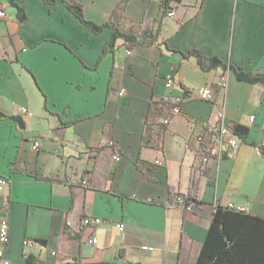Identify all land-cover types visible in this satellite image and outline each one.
<instances>
[{
  "label": "crops",
  "instance_id": "0c3cea01",
  "mask_svg": "<svg viewBox=\"0 0 264 264\" xmlns=\"http://www.w3.org/2000/svg\"><path fill=\"white\" fill-rule=\"evenodd\" d=\"M78 1L87 19L111 20L126 33L156 18L160 35L131 49L119 38L104 53L112 28L94 33L65 2L16 0L26 12L20 21L9 0H0L7 14L0 18V177L10 180L0 185V214L9 219L0 264H24L28 254L36 264H196L215 204L264 216V154L253 144L264 146V85L229 70L221 86V68L204 72L181 52L198 48L264 72V0L171 1L173 17L163 0ZM180 81L193 96L169 124L163 148L144 146L151 100L183 95ZM206 84L215 87L212 101L200 97ZM221 107L227 122L249 133L225 158L204 163L198 137L211 136ZM195 169L199 202L191 210L175 200L166 205L170 188L189 190ZM87 215L105 222L84 226ZM26 238L37 242L24 245Z\"/></svg>",
  "mask_w": 264,
  "mask_h": 264
},
{
  "label": "trees",
  "instance_id": "16d2710c",
  "mask_svg": "<svg viewBox=\"0 0 264 264\" xmlns=\"http://www.w3.org/2000/svg\"><path fill=\"white\" fill-rule=\"evenodd\" d=\"M44 1L47 3H55L58 1L65 2L81 22L94 33H100L106 27L112 28V38L108 47L105 48L104 53L107 51H114L116 42L119 38L123 39L128 48L131 49L136 45L144 44L147 40L152 42L156 41L160 35L161 21L156 18H145L143 25L137 33H126L121 29L120 25L115 24L111 20L104 23H97L87 19L84 14L83 3L78 0ZM171 1L172 0H163L162 6L164 8V13H167L170 9ZM9 3L17 9L19 20H24L26 18L24 8L17 3L16 0H9ZM181 53L184 58L194 56L197 60L198 68L204 72L221 68L224 73L223 76H225L229 70H233L237 79L240 81L252 84L262 83L264 85V72L247 70L242 65H235L217 55L208 56L198 48H192L187 52L182 51ZM178 71L179 66L174 68L171 75L174 76ZM180 84L182 88H184V95L192 97V91L183 86L181 81ZM161 97L165 104H173V96L168 95ZM0 116H5V113L0 111ZM161 116L162 111L158 106L154 107V101L151 100L149 110L146 114L142 138V144L144 146H152L157 149L163 148L164 138L168 132L169 125L160 121ZM11 118L15 119L23 126V121L19 116H11ZM205 128L209 129V126L205 125ZM235 131L242 137V140L245 141L247 139L249 133V128L247 126L237 123ZM253 144L264 154L263 145ZM106 147L107 145H102L98 147L97 150ZM112 147L115 151L118 150L117 145L113 144ZM201 148L207 153V145L201 143ZM141 166L146 170V175L148 177H154L149 164H141ZM199 172L201 171H198V169L194 170L192 174V184L186 193H176L174 188H170L169 200L166 202V205H171L178 195L183 196L186 201L198 203ZM36 261L37 258L35 255L28 254L24 264H36ZM126 264L140 263L128 262ZM196 264H264V216L246 210L218 205L212 212L207 236L201 247Z\"/></svg>",
  "mask_w": 264,
  "mask_h": 264
},
{
  "label": "built area",
  "instance_id": "2783aa9c",
  "mask_svg": "<svg viewBox=\"0 0 264 264\" xmlns=\"http://www.w3.org/2000/svg\"><path fill=\"white\" fill-rule=\"evenodd\" d=\"M174 3H176L179 0H172ZM170 9L167 12V15L170 17H173L175 15L174 11V4L170 3ZM7 14L5 12L4 5H0V18L6 17ZM226 81L225 76H222V82L221 86H224V82ZM174 76L169 75L166 78L165 84L168 88H172L175 85ZM214 90L215 87L213 84H206L204 88L200 92V97L207 101H212L214 98ZM120 94H125V90L121 89ZM190 97L185 96L184 94L181 96H173V104L167 105L163 102L162 97H156L154 99V107L158 106L160 110L162 111V116L160 117V121L169 125L173 118L182 113V104L183 102ZM159 110V109H158ZM23 111L26 112L27 109L23 108ZM157 111V110H156ZM255 119V116H251L250 120L253 121ZM0 125H1V118H0ZM192 127L196 125L195 121H192L191 123ZM236 123L235 122H227V118L224 112L223 107H221L218 110V122L215 125L213 131H211V136L204 140L201 137H198V142L201 147V143H204L207 145V153L204 152V156L202 161L204 163H208L212 160H222L225 156H227L229 153L232 152L235 148H237L241 142L242 137L235 131L236 129ZM38 142H35L32 147L33 149L38 148ZM114 160L119 161L120 160V153L117 151L114 155ZM156 164H161V160L157 159L155 161ZM84 183H88V180L85 179ZM0 185L1 187H9L10 180L5 177H0ZM175 202L179 205H182L186 210H191L193 208L192 201H186L183 196L178 195L175 198ZM218 206V204H215V208ZM225 206L235 208V209H242L240 206L235 205L233 203H227ZM82 225L84 226H96L100 225L105 222V220L102 217L99 216H83L82 217ZM116 226L120 230H124L125 224L123 222H117ZM9 238V219L7 215L0 214V244H6ZM37 241L31 238H26L23 241L24 245H34ZM90 242L95 243L97 242V238L93 237L90 239ZM144 248H147L145 246ZM152 249V247H150ZM56 252H53L55 254ZM2 264H13L11 261L4 260Z\"/></svg>",
  "mask_w": 264,
  "mask_h": 264
},
{
  "label": "rangeland",
  "instance_id": "374dc122",
  "mask_svg": "<svg viewBox=\"0 0 264 264\" xmlns=\"http://www.w3.org/2000/svg\"><path fill=\"white\" fill-rule=\"evenodd\" d=\"M189 75H190V77H191V79H193V80H199V78H200V74H196L195 72H192V71H189Z\"/></svg>",
  "mask_w": 264,
  "mask_h": 264
}]
</instances>
